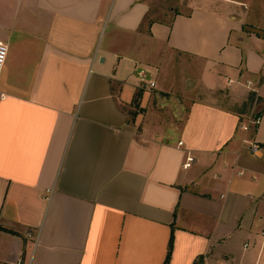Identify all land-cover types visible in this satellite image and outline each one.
<instances>
[{
  "label": "crops",
  "instance_id": "0c3cea01",
  "mask_svg": "<svg viewBox=\"0 0 264 264\" xmlns=\"http://www.w3.org/2000/svg\"><path fill=\"white\" fill-rule=\"evenodd\" d=\"M0 40V264H262L264 0H0Z\"/></svg>",
  "mask_w": 264,
  "mask_h": 264
},
{
  "label": "built area",
  "instance_id": "2783aa9c",
  "mask_svg": "<svg viewBox=\"0 0 264 264\" xmlns=\"http://www.w3.org/2000/svg\"><path fill=\"white\" fill-rule=\"evenodd\" d=\"M6 55H7V44L0 40V74H1L3 64L5 62ZM137 76L142 85L149 86V87L154 86V81H152L151 79H147V76L144 70H140ZM247 83L250 85V82H247ZM259 121H260V116H251L248 119L249 124H252V125L258 124ZM249 148L253 153H255L259 149L257 144L253 142H249ZM191 160L192 158L187 157V162H185L183 165L185 167L188 166ZM239 173H241V171ZM259 236L261 238V246H260L257 258H258V261L260 260L262 264H264V226L259 231ZM247 245L248 243H244V246H247Z\"/></svg>",
  "mask_w": 264,
  "mask_h": 264
},
{
  "label": "rangeland",
  "instance_id": "374dc122",
  "mask_svg": "<svg viewBox=\"0 0 264 264\" xmlns=\"http://www.w3.org/2000/svg\"><path fill=\"white\" fill-rule=\"evenodd\" d=\"M199 89H198V87H194V88H192V89H190V90H188V91H185L187 94H190V95H192V96H195L197 93H199ZM260 246H261V244H260ZM259 249H260V247H259ZM258 255V254H257Z\"/></svg>",
  "mask_w": 264,
  "mask_h": 264
},
{
  "label": "trees",
  "instance_id": "16d2710c",
  "mask_svg": "<svg viewBox=\"0 0 264 264\" xmlns=\"http://www.w3.org/2000/svg\"><path fill=\"white\" fill-rule=\"evenodd\" d=\"M165 264H166V262H165Z\"/></svg>",
  "mask_w": 264,
  "mask_h": 264
}]
</instances>
